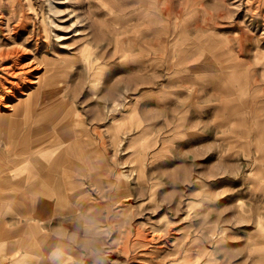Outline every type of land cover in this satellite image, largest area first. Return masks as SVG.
Masks as SVG:
<instances>
[{
  "label": "rangeland",
  "instance_id": "obj_1",
  "mask_svg": "<svg viewBox=\"0 0 264 264\" xmlns=\"http://www.w3.org/2000/svg\"><path fill=\"white\" fill-rule=\"evenodd\" d=\"M155 1L0 0V142L79 122L85 227L49 263L264 264V0Z\"/></svg>",
  "mask_w": 264,
  "mask_h": 264
},
{
  "label": "crops",
  "instance_id": "obj_2",
  "mask_svg": "<svg viewBox=\"0 0 264 264\" xmlns=\"http://www.w3.org/2000/svg\"><path fill=\"white\" fill-rule=\"evenodd\" d=\"M70 122L72 142L59 139L57 123L21 128L12 145L0 142V264H17L16 253L21 264H50L63 249L72 253L75 232L85 227L79 122ZM41 133L55 141L44 143Z\"/></svg>",
  "mask_w": 264,
  "mask_h": 264
},
{
  "label": "bare ground",
  "instance_id": "obj_3",
  "mask_svg": "<svg viewBox=\"0 0 264 264\" xmlns=\"http://www.w3.org/2000/svg\"><path fill=\"white\" fill-rule=\"evenodd\" d=\"M157 1H159V0H156L155 2H157ZM150 9V8H149ZM144 12V11H143ZM146 12H148V11H146ZM145 13V12H144ZM141 15V14H140ZM150 18V17H149ZM147 19V18H146ZM144 20V19H143ZM150 20V19H149ZM148 21V20H147ZM151 21V20H150ZM197 21V20H196ZM199 22V21H198ZM185 27V26H184ZM191 27V26H190ZM146 28V27H145ZM145 28H143V29H145ZM186 29V28H185ZM139 30V29H138ZM137 30V31H138ZM157 31H156V33H157V35H159V37L162 35V33H163V28L161 29V27L159 28V30L158 29H156ZM136 32V31H135ZM138 32H140V31H138ZM141 33V32H140ZM155 33V34H156ZM152 34V33H151ZM136 39V38H135ZM224 47V46H223ZM162 49V47H161V44L159 45V50H161ZM220 49V48H219ZM143 51V50H142ZM155 51V50H154ZM150 52V51H149ZM259 52V51H258ZM3 54H5L4 52H1L0 53V56H3ZM259 55H263V57H264V53H259ZM238 56V55H237ZM256 58H257V56H256ZM44 62H46L47 61V59H45L44 58V60H43ZM147 61H149V60H147ZM261 61V60H260ZM54 61H47V65H49V64H51V63H53ZM146 65V64H145ZM177 65V64H176ZM252 67V66H251ZM264 69V68H263ZM252 70V69H251ZM252 72V71H251ZM251 76V75H250ZM224 77H226V76H224ZM252 77V76H251ZM42 80L43 79H38V82H39V84L42 82ZM228 80V79H227ZM263 88V87H262ZM258 90V89H257ZM260 90V89H259ZM258 92V91H257ZM253 95V94H252ZM254 100V99H253ZM27 100L26 99H24L23 97H21V99H20V101L19 102H16V104H13V108L14 109H16V108H18V107H20V105L21 104H23L24 102H26ZM259 103V102H258ZM11 108V107H10ZM224 120V119H223ZM258 120V119H257ZM226 122V121H225ZM227 123V122H226Z\"/></svg>",
  "mask_w": 264,
  "mask_h": 264
}]
</instances>
